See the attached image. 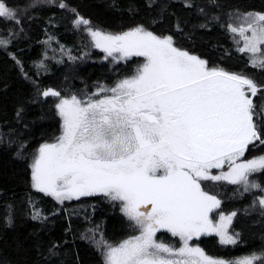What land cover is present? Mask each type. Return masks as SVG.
<instances>
[{
    "label": "snow or ice",
    "instance_id": "obj_1",
    "mask_svg": "<svg viewBox=\"0 0 264 264\" xmlns=\"http://www.w3.org/2000/svg\"><path fill=\"white\" fill-rule=\"evenodd\" d=\"M0 18H16L4 0ZM228 27L243 37L238 51L250 53L252 66L264 69V14H245L239 26ZM249 31L251 36L245 34ZM91 36L108 56L146 62L134 76L84 99L65 98L53 89L43 93L60 98L56 107L63 124L57 142L43 144L34 158L35 187L61 202L100 194L121 202L140 234L118 245L104 241V264H264V255L225 261L190 244L213 233L222 244L237 242L223 222L236 213L213 223L209 214L221 202L200 181L242 183L245 191L259 187L249 184L248 175L264 171V156L237 162L249 144L264 145L249 96L258 86L245 76L209 68L175 47L170 36L143 27L115 35L91 31ZM101 92L105 95L93 99ZM226 163L228 171L211 174ZM162 230L178 237L181 247L158 241Z\"/></svg>",
    "mask_w": 264,
    "mask_h": 264
},
{
    "label": "trees",
    "instance_id": "obj_2",
    "mask_svg": "<svg viewBox=\"0 0 264 264\" xmlns=\"http://www.w3.org/2000/svg\"><path fill=\"white\" fill-rule=\"evenodd\" d=\"M16 18H0V264H104L93 237L116 245L137 230L121 202L100 195L60 203L39 191L32 164L39 148L62 134L59 97L89 96L98 87H113L132 77L144 57L107 56L97 49L89 30L121 34L137 27L207 62L254 81V122L264 138V69L238 51L229 24L234 15L264 14V0H4ZM65 5L61 7L60 5ZM80 18L87 25L80 24ZM18 21V22H17ZM264 50V48H263ZM264 156L259 141L249 144L240 161ZM211 169L213 175L228 171ZM257 189L227 180H201L220 200V213H236L234 245L217 235L197 241L221 259L264 255V171L252 173ZM163 234V233H162ZM162 239L165 235L161 236ZM100 240V241H101ZM168 240V239H167ZM169 241V240H168Z\"/></svg>",
    "mask_w": 264,
    "mask_h": 264
},
{
    "label": "rangeland",
    "instance_id": "obj_3",
    "mask_svg": "<svg viewBox=\"0 0 264 264\" xmlns=\"http://www.w3.org/2000/svg\"><path fill=\"white\" fill-rule=\"evenodd\" d=\"M245 15H240V14H237V16H235L234 15V19L232 20V24L231 25H233V26H239L240 24H241V21H242V18L244 17ZM87 31H89V33H90V35H91V31H96V30H89V29H87ZM231 33H232V35H233V39H234V41H235V43H236V46H237V49L238 48H240V47H242L243 46V43H244V40H243V37L242 36H240L238 33H234V32H232V31H230ZM106 34V33H105ZM246 35H248V36H251V32L249 31V32H246L245 33ZM113 35H115V34H113ZM91 38L93 39V37L91 36ZM93 41H94V43H95V40L93 39ZM239 42V43H238ZM260 47H261V49L263 50V48H264V45H260ZM97 49H99V48H97ZM99 50H101V49H99ZM102 51V50H101ZM104 52V51H103ZM241 52V51H240ZM106 53V52H105ZM242 53H246V52H242ZM249 56L251 55L250 53H247ZM106 55H107V53H106ZM118 53H114V57H118ZM191 55V54H190ZM258 55V54H257ZM108 56V55H107ZM146 62V61H145ZM128 78H130V77H128ZM123 80V79H122ZM121 81V80H120ZM118 83V82H117ZM116 83V84H117ZM116 84L113 86V87H115L116 86ZM103 87H105V86H103ZM100 87H98L93 93H95V92H97V90L99 89ZM106 88H108V87H106ZM109 88H111V87H109ZM92 93V94H93ZM92 94L90 95V96H92ZM105 95V93L104 92H101L100 93V96L99 97H96V96H93V99H98V98H100V97H102V96H104ZM89 95L88 94H86V95H84V96H82V97H79V96H76V97H78V98H80V99H84V98H86V97H88ZM62 97H65V98H69V97H71V96H62ZM59 100H60V98L58 99V103H59ZM62 135V134H61ZM57 142V140L56 141H54V142H51V143H48V144H53V143H56ZM37 154H38V152H37ZM239 163V162H238ZM224 172H226V171H224ZM222 174V173H221ZM213 175V174H212ZM252 173H250L249 175H248V181L249 182H251V179H252ZM35 184V183H34ZM249 184H251V183H249ZM249 189H251V187L249 188ZM254 189H257V188H254ZM47 193V192H46ZM54 197V196H53ZM262 198H264V196H261L260 197V200L262 199ZM57 200V199H56ZM71 200H77L76 198H73V199H70V200H63V202H69V201H71ZM260 200H259V205H260V209H261V211H263L264 212V205H262L261 203H260ZM58 202H60V203H63V202H61V201H59V200H57ZM120 202V201H119ZM216 209H218V208H216ZM215 209V210H216ZM143 210V209H142ZM217 211V210H216ZM232 214V213H231ZM224 217H228L227 215H223ZM236 216V215H235ZM235 216H232L231 217V221L230 222H228L227 220H225V221H223L226 225H227V232H228V234L229 235H233L235 238H236V240L238 241V237L236 236V234L232 231V224H233V222H234V219H235ZM215 219V221H218L217 223H220L221 222V220H220V216H217V217H215L214 218ZM133 224H134V222H133ZM134 227H135V229L137 230V233H136V235H139L140 234V229L138 228V226H136L135 224H134ZM161 232H163L164 234H162ZM160 233V234H159ZM168 235V237H169V241H167V239L165 240V239H162V235ZM215 234V233H214ZM135 236V235H134ZM156 238H157V240L158 241H162L163 243H165V244H167V245H170V246H174V247H176V248H179V247H181V241L179 240V238L178 237H174V236H172V234L171 233H169V232H167V231H160V232H158L157 233V236H156ZM128 239V238H127ZM195 239V238H194ZM193 239V240H194ZM101 240V237H99V236H96V237H93V239H92V244L93 245H95L98 249H100L102 252L104 251V248H103V244L101 243L102 242V240ZM219 240H220V237H219ZM120 243V242H119ZM118 243V244H119ZM118 244H116V245H118ZM190 244L191 245H193V246H199L201 249H202V247L200 246V245H198L196 242H193V241H191L190 242ZM224 245H233V244H224ZM204 252H205V250H204ZM256 255H263L262 253L260 254V253H255ZM207 255H209V254H207ZM253 255V254H252ZM209 256H211V255H209ZM251 256V255H250ZM211 257H213V256H211ZM249 257V256H248ZM241 258H244V257H241ZM241 258H236V259H223V260H225V261H234V260H239V259H241Z\"/></svg>",
    "mask_w": 264,
    "mask_h": 264
},
{
    "label": "flooded vegetation",
    "instance_id": "obj_4",
    "mask_svg": "<svg viewBox=\"0 0 264 264\" xmlns=\"http://www.w3.org/2000/svg\"><path fill=\"white\" fill-rule=\"evenodd\" d=\"M212 195V194H211ZM216 209V208H215ZM213 209V211L209 214V216H210V218L213 220V223H217L218 221H215V217H217V216H221V215H227V216H230L231 215V213H220L219 211H218V209ZM161 233H163V232H161ZM160 234V233H159ZM164 234V233H163ZM211 235H216V234H211ZM211 235H202V236H200L199 237V239H201V238H203V237H206V236H211ZM218 236V235H217ZM165 238H167V239H169V237H168V235H166L165 234ZM218 238H219V236H218ZM127 239V238H126ZM199 239H194V240H192L193 242H196L197 243V241L199 240ZM125 240V239H124ZM168 241V240H167ZM198 244V243H197ZM199 245V244H198ZM203 250H204V248H202ZM205 253L206 254H208L206 251H205Z\"/></svg>",
    "mask_w": 264,
    "mask_h": 264
}]
</instances>
